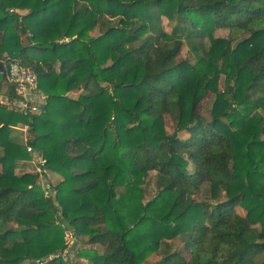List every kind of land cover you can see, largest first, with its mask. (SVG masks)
Segmentation results:
<instances>
[{
    "label": "trees",
    "instance_id": "16d2710c",
    "mask_svg": "<svg viewBox=\"0 0 264 264\" xmlns=\"http://www.w3.org/2000/svg\"><path fill=\"white\" fill-rule=\"evenodd\" d=\"M0 62L43 102H0V264H74L47 260L65 229L88 264H264V0H0ZM27 147L61 178L49 198L15 173Z\"/></svg>",
    "mask_w": 264,
    "mask_h": 264
},
{
    "label": "rangeland",
    "instance_id": "374dc122",
    "mask_svg": "<svg viewBox=\"0 0 264 264\" xmlns=\"http://www.w3.org/2000/svg\"><path fill=\"white\" fill-rule=\"evenodd\" d=\"M11 10H13V9H10L9 12ZM13 12H14L13 14H16V15H19V16H22L24 14V11H19L18 9H14ZM163 27H164V30L167 31V32H170L171 29H172V25L169 24V22L166 19H163ZM94 35H98V32L94 31ZM215 36L216 37H226L227 36V32L219 30V31L215 32ZM59 42H61V41H59ZM182 56L184 58L188 57V56L191 57V54L189 55V53H188V47L187 46H185L183 48ZM220 86L222 87V83L220 84ZM80 93H82V92H81V90L78 89L76 91H73V92L69 93L68 96L70 98H74L75 99V98L78 97V95ZM39 96L42 97L41 95H39ZM212 97L213 96L210 93H207L205 98L201 102L200 108H199V113L201 115H203L204 117H206L207 119L209 117L208 116V111H209V109L211 107ZM0 102L2 104L7 105L9 108L13 109L11 107V105L8 104L9 101L6 99L5 96H1ZM42 103H41V105H42ZM166 126H167V130L169 132L173 131L174 124L168 118L166 119ZM25 127L26 126H24V127L23 126L13 127L14 130L11 131V134H10L11 135V139L15 143H17L18 145H25L26 144V141L24 139L26 137V132L24 131V129H26ZM27 136L29 137L28 129H27ZM37 168H38V161L33 160V156H32V160L31 161L19 162L17 164L16 169H15V173L17 175H21L23 173L36 174L37 173ZM46 172H47L46 177H44V178L40 177L42 183L49 182L53 186V185L58 184L61 181V178L58 175L50 173L49 170L48 171L46 170ZM53 194H54V192H53ZM155 195H156V191H155V188H154V182H153V180H151V183L149 184V186L146 187V196H145L144 200L148 201V199H151ZM194 199L197 202L207 201L206 199H204L203 194L196 195L194 197ZM174 246L176 248H178V249L182 248V244H181V242L179 240H175ZM92 248H93L92 246L83 245L82 243L77 242L76 248H73L72 250H70V254L68 255V257L71 259V261H73L74 264H88L89 261L87 259H84V258L78 256V253L80 251H82L83 249H92ZM96 249H98V251L101 252V248L100 247H97ZM157 259H158L157 256H151L143 264H154V262H156ZM21 264H30V263L26 261V262H23Z\"/></svg>",
    "mask_w": 264,
    "mask_h": 264
},
{
    "label": "built area",
    "instance_id": "2783aa9c",
    "mask_svg": "<svg viewBox=\"0 0 264 264\" xmlns=\"http://www.w3.org/2000/svg\"><path fill=\"white\" fill-rule=\"evenodd\" d=\"M14 13L13 10L10 11ZM7 81L13 87L18 99L13 102H8L11 107L18 111L23 116L31 118L37 114L40 110L39 105L42 103V98L38 95V80L37 74L20 64L19 62H11L8 71ZM24 131L26 132V137L24 138L27 141V129L25 127ZM27 152L33 156V160L38 161L37 176L38 182L43 190L44 197L53 196L52 185L49 182L42 183L41 178L46 177V170L42 168L45 164V161L39 158V155L34 152L30 147H27ZM39 159V160H38ZM63 227V225H62ZM65 240V249L60 254H54L48 257L47 260H52L54 258L62 257L65 258L70 254V250L76 248L77 240L72 230L65 229L64 232Z\"/></svg>",
    "mask_w": 264,
    "mask_h": 264
},
{
    "label": "water",
    "instance_id": "95a60500",
    "mask_svg": "<svg viewBox=\"0 0 264 264\" xmlns=\"http://www.w3.org/2000/svg\"><path fill=\"white\" fill-rule=\"evenodd\" d=\"M0 74H1L2 79L6 81L7 80L6 71H5L4 65L1 62H0Z\"/></svg>",
    "mask_w": 264,
    "mask_h": 264
}]
</instances>
